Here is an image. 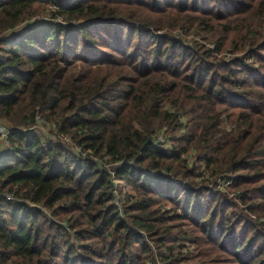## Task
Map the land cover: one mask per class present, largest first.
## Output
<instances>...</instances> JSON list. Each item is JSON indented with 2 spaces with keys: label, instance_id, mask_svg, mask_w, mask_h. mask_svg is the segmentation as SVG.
<instances>
[{
  "label": "trees",
  "instance_id": "trees-1",
  "mask_svg": "<svg viewBox=\"0 0 264 264\" xmlns=\"http://www.w3.org/2000/svg\"><path fill=\"white\" fill-rule=\"evenodd\" d=\"M0 124V264H264V0H0Z\"/></svg>",
  "mask_w": 264,
  "mask_h": 264
},
{
  "label": "built area",
  "instance_id": "built-area-1",
  "mask_svg": "<svg viewBox=\"0 0 264 264\" xmlns=\"http://www.w3.org/2000/svg\"><path fill=\"white\" fill-rule=\"evenodd\" d=\"M8 129L6 127H4L3 125L0 124V138L4 141V144L7 145V142L5 141V135L7 134ZM4 146L0 145V153H1V148ZM227 182H225L226 184ZM114 192L116 193V190L114 189ZM159 264V263H158Z\"/></svg>",
  "mask_w": 264,
  "mask_h": 264
},
{
  "label": "rangeland",
  "instance_id": "rangeland-1",
  "mask_svg": "<svg viewBox=\"0 0 264 264\" xmlns=\"http://www.w3.org/2000/svg\"><path fill=\"white\" fill-rule=\"evenodd\" d=\"M2 142H3V141H2V139L0 138V143H2ZM186 243L188 244V242H186ZM186 247H189V244L186 245ZM158 263H159V264L161 263L159 259L157 260V264H158Z\"/></svg>",
  "mask_w": 264,
  "mask_h": 264
},
{
  "label": "crops",
  "instance_id": "crops-1",
  "mask_svg": "<svg viewBox=\"0 0 264 264\" xmlns=\"http://www.w3.org/2000/svg\"><path fill=\"white\" fill-rule=\"evenodd\" d=\"M2 141H3V140H2ZM3 144H4V141H3L2 143H0L1 146H3Z\"/></svg>",
  "mask_w": 264,
  "mask_h": 264
}]
</instances>
